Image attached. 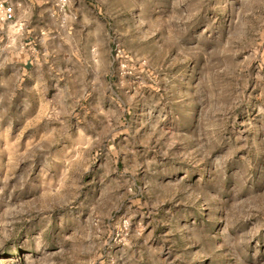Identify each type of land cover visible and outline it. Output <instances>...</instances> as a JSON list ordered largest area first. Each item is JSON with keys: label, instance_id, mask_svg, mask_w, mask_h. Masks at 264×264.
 I'll return each mask as SVG.
<instances>
[{"label": "rangeland", "instance_id": "1", "mask_svg": "<svg viewBox=\"0 0 264 264\" xmlns=\"http://www.w3.org/2000/svg\"><path fill=\"white\" fill-rule=\"evenodd\" d=\"M8 3L0 264H264V0Z\"/></svg>", "mask_w": 264, "mask_h": 264}, {"label": "crops", "instance_id": "2", "mask_svg": "<svg viewBox=\"0 0 264 264\" xmlns=\"http://www.w3.org/2000/svg\"><path fill=\"white\" fill-rule=\"evenodd\" d=\"M6 2V0H4V3ZM54 12V11H53ZM3 14V17H1L0 19H2L3 23L7 24L10 22H13L12 25L15 26L17 23H21L22 25H24V28L21 32H19L17 35V37L21 40L26 39L27 37H29V29H27V22L29 21V16H26V13H28V10L25 7H21V6H13L10 3H8V5L3 9V11L1 12ZM27 43V42H26ZM25 43V44H26Z\"/></svg>", "mask_w": 264, "mask_h": 264}, {"label": "built area", "instance_id": "3", "mask_svg": "<svg viewBox=\"0 0 264 264\" xmlns=\"http://www.w3.org/2000/svg\"><path fill=\"white\" fill-rule=\"evenodd\" d=\"M3 7H4V0H0V12L3 11Z\"/></svg>", "mask_w": 264, "mask_h": 264}]
</instances>
